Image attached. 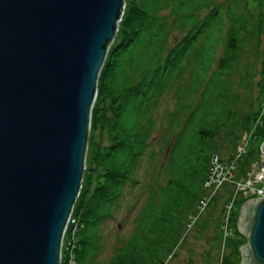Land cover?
Listing matches in <instances>:
<instances>
[{
	"label": "trees",
	"instance_id": "trees-1",
	"mask_svg": "<svg viewBox=\"0 0 264 264\" xmlns=\"http://www.w3.org/2000/svg\"><path fill=\"white\" fill-rule=\"evenodd\" d=\"M171 4L175 7L174 24H179L184 33L189 25V31L168 48V25L160 14ZM185 19L190 21L186 24ZM163 28L167 31L160 42L155 37ZM141 35L148 36L151 45L157 43L156 48L162 46V53L150 67L138 68L133 82L121 87L118 70L123 53ZM263 36L264 0H126L119 32L99 76L86 171L74 206V216L85 227L77 235L79 264H97L92 263L91 254L98 252L99 230L113 217L125 189L139 184L136 174L145 157L150 164L148 199L133 237L116 251L110 264H168L166 261L176 256L185 230L180 220L182 211L187 209L189 216L194 215L206 194L204 184L213 156L231 160L243 134L253 132L247 153L238 161V177L247 176L251 165L260 159L264 142L256 134L259 118L262 123L264 119ZM220 42L224 50L216 60L215 50ZM205 48L208 54H200ZM165 50L167 55L163 56ZM257 61L261 64L258 73ZM188 71V81L182 80ZM257 76L258 96L245 99L249 111L241 119L232 120L237 114L234 107L241 97L239 91H252ZM178 81L187 84L176 87ZM169 92L173 93L177 108L167 112L163 119L166 125L156 131V111ZM226 126L235 134L224 132ZM98 131L100 140L96 139ZM154 143L159 144L158 150ZM161 176L167 179V185H160ZM231 194L232 189L225 186L195 224L205 229L204 220L200 221L207 210L218 213L217 219L208 224L217 230L214 243L221 250V264H240V248L247 243L237 230L246 199L236 202L233 236L223 239V208ZM144 254L148 259L144 260Z\"/></svg>",
	"mask_w": 264,
	"mask_h": 264
},
{
	"label": "water",
	"instance_id": "water-1",
	"mask_svg": "<svg viewBox=\"0 0 264 264\" xmlns=\"http://www.w3.org/2000/svg\"><path fill=\"white\" fill-rule=\"evenodd\" d=\"M125 8L0 0V264H61L98 80ZM237 230L247 240L240 264H264V198L244 203Z\"/></svg>",
	"mask_w": 264,
	"mask_h": 264
},
{
	"label": "rangeland",
	"instance_id": "rangeland-1",
	"mask_svg": "<svg viewBox=\"0 0 264 264\" xmlns=\"http://www.w3.org/2000/svg\"><path fill=\"white\" fill-rule=\"evenodd\" d=\"M174 8L175 7H173V5L171 4L169 5L168 9L162 10L160 14L161 17L166 18V22L168 25V31H169L168 41H167L168 48H172L177 42H179L184 37V35L186 34V31H189V25H187L185 29V33H184L181 31L179 24H174L175 19H176V16L173 14ZM206 13H207V9L203 11L201 18H203ZM189 21L190 20L185 19L184 23L187 24ZM178 22L180 23V21ZM191 24H194V22H191ZM166 28H163L162 31L159 33V35L155 37V39L162 42L164 40V34L167 31ZM224 35H226V27L223 31V36ZM263 39H264V36H263ZM202 40L203 42H205L204 39ZM150 42L151 41L149 40L148 36L141 35L137 39V41L127 51L123 53V62H122L121 68L119 67V70H118L119 86L123 87L133 82V79H135V77L137 76L138 68L142 69L145 67H150V65L153 62H155L156 59H158V57L161 55L162 46H159L158 48H156L158 44L155 43V45L153 46L150 44ZM223 50H224V46L220 42L215 50L216 60L221 57ZM203 51L208 54V49L206 48L205 50L201 49L200 54ZM157 53L158 55L153 57V54L155 55ZM166 55H167V51L165 50L163 56H166ZM152 57L153 59H151ZM215 67H216V64H214L213 69ZM260 68H261V64L258 62V64L255 66L256 73H258ZM211 72L212 71L208 72V76H210ZM183 76L184 77L182 80L188 81L190 77L189 71L186 72V74H184ZM259 80H260V77L258 76L254 78L253 80L254 87L252 91L246 90V89L245 90L242 89L241 91H239L241 97L239 98V101L234 107V110L237 112V114L233 115L232 120L234 119V117H236V119H241L242 115L246 113L247 111H249V106H247L249 104L245 102L248 99L250 100L249 97L256 98L258 96L259 88L257 84ZM186 84L187 82L182 83V81H178L176 84V87L177 86L182 87V86H185ZM245 99L246 101H244ZM176 108H177L176 99L173 93L171 92L167 93L165 98L162 100L161 105L158 107L156 111V117H158L157 118L158 120L156 123L157 124L156 131H158L159 129L163 130V127L166 125L163 119L166 118L167 112L175 110ZM258 108L259 106H256V109ZM232 130L233 129H231V127L229 128L226 126L224 132L229 133V135H233L235 133H233ZM239 134L242 135V132H239ZM256 134L260 137L261 140L264 139V119H263V123L257 127ZM96 137H97L96 138L97 140H100L99 131L96 133ZM154 138H157L156 133L154 134ZM154 144H155L154 145L155 148L158 150V148H160L159 144L158 145H156V143ZM159 159L160 161L163 160L162 157H159ZM149 167H150L149 161L145 157L141 163L140 170L136 174V180L139 182V184L135 187L129 186L125 189L124 198L117 205L116 207L117 209L113 217L111 219H108L101 226L99 230L100 242H98V252L96 255L94 254V252L91 254L92 263L96 262L97 264H110L113 261L116 251L119 248L123 247L125 243L131 237H133L135 229H136V221L139 219L141 215V210L143 209L148 199L149 181H148L147 169ZM159 183L160 185L165 186L167 185V179L164 176H161ZM217 215L218 213L214 214L212 210H207V214L200 221L202 222L204 220L203 224H206V227L204 229V227L199 228L197 227V225L191 226L190 219L192 215L190 214L189 216V212L187 209L183 210L180 220L183 226H185V230L183 232V237L181 240V242L182 241L184 242L182 243L180 242V245L177 247L176 256L173 257L170 261L168 259L166 262L168 264H221L222 263V258H221V253H220L221 250L217 248L216 244L214 243L217 230L215 229L213 225L209 226L208 224V221L212 222V220H216ZM75 218H77V220L80 223L81 228L79 232L77 233L79 234L85 227L82 226V221L77 216ZM78 244H79L78 242L75 243V245H77V248L73 250L75 259L77 258L76 250L78 248L80 249ZM143 258L144 260L148 259V255L144 254Z\"/></svg>",
	"mask_w": 264,
	"mask_h": 264
},
{
	"label": "built area",
	"instance_id": "built-area-1",
	"mask_svg": "<svg viewBox=\"0 0 264 264\" xmlns=\"http://www.w3.org/2000/svg\"><path fill=\"white\" fill-rule=\"evenodd\" d=\"M264 116V110L261 113ZM262 124L261 119L257 126ZM253 132L245 133L237 146L234 157L231 160L224 161L220 156L214 155L211 160L209 175L205 181L204 189L206 194L201 201L196 213L191 216L190 225L194 226L206 209L212 203L214 198L225 187L229 186L232 189V194L224 204V213L222 219L221 231L223 239L226 241L233 236L234 230L232 226L233 213L235 211L236 202L239 199H257L264 198V156L251 165L247 176L244 178L238 177V161L248 151ZM83 226V225H82ZM80 223L74 217V209L69 219L66 231L63 236L61 249V264L65 261L66 264H78L74 257V249L77 248V233L80 230Z\"/></svg>",
	"mask_w": 264,
	"mask_h": 264
}]
</instances>
